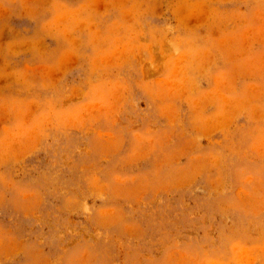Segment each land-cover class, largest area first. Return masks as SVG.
<instances>
[{
	"label": "rangeland",
	"instance_id": "1",
	"mask_svg": "<svg viewBox=\"0 0 264 264\" xmlns=\"http://www.w3.org/2000/svg\"><path fill=\"white\" fill-rule=\"evenodd\" d=\"M0 264H264V0H0Z\"/></svg>",
	"mask_w": 264,
	"mask_h": 264
}]
</instances>
